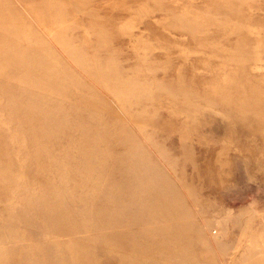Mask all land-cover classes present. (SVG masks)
Segmentation results:
<instances>
[{
	"label": "rangeland",
	"instance_id": "obj_1",
	"mask_svg": "<svg viewBox=\"0 0 264 264\" xmlns=\"http://www.w3.org/2000/svg\"><path fill=\"white\" fill-rule=\"evenodd\" d=\"M0 264H264V0H0Z\"/></svg>",
	"mask_w": 264,
	"mask_h": 264
}]
</instances>
